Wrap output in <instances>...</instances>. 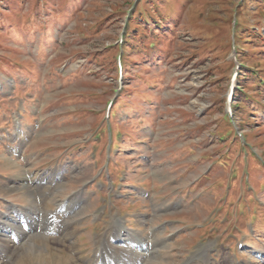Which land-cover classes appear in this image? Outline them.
Segmentation results:
<instances>
[{"label": "rangeland", "instance_id": "obj_1", "mask_svg": "<svg viewBox=\"0 0 264 264\" xmlns=\"http://www.w3.org/2000/svg\"><path fill=\"white\" fill-rule=\"evenodd\" d=\"M116 219L146 264H264V0H0V264H96Z\"/></svg>", "mask_w": 264, "mask_h": 264}, {"label": "bare ground", "instance_id": "obj_2", "mask_svg": "<svg viewBox=\"0 0 264 264\" xmlns=\"http://www.w3.org/2000/svg\"><path fill=\"white\" fill-rule=\"evenodd\" d=\"M47 217L48 216H46V218ZM46 218H41L40 219L38 217L37 218V222L35 221L36 219H32V220H28L27 223L29 222L28 224H31L32 221H35L32 224H37V223H40L41 221H43V219H44V222H45ZM44 222H41L39 225L44 224ZM119 224H120V220L119 219L112 220L111 226L115 227L116 229L113 232L112 236H110L111 238H109L108 241H103L102 239L99 240L98 244L100 245L101 242H102V244H101V248L99 249V251H98V249H97V251L95 250L96 251L95 252V256L97 258L96 259V264H138L140 262H141V264H146V262H150L151 259L154 258V256H152V255H153V253H155V249L157 247L155 249L153 247H152L153 249H147V252L152 250V252L149 254L150 256L147 253H143L142 250H138V249H142V248H137V249L133 250L132 249L133 247L131 248L130 245H128V243L135 242V241L134 240L133 241L132 240L128 241L126 238H124V232L121 229L118 228ZM7 230L11 231L10 235H11V233L13 231H15L17 233L15 235H17L16 236L18 238L17 241H19L18 244L19 245L21 244L23 246V248L27 247L28 249H31L34 252H38L39 251L38 247H37L36 238H38V237L39 238H44V235H39V233H38V234H35L33 236L29 232H25L24 230L17 231L13 227L8 228ZM6 232L7 231L5 230V233ZM112 240H114V242H116V244L120 245L121 249H120L119 252L115 251V248H117V247L114 246L111 243ZM123 242H125V243H123ZM0 244H2L5 247V245L3 243L0 242ZM121 244H122V246H121ZM152 245H154V244H152ZM149 246H151L150 243H149ZM105 249H106V252L104 253ZM117 250H118V248H117ZM4 251H5V249H4ZM39 256H43V255L39 254Z\"/></svg>", "mask_w": 264, "mask_h": 264}, {"label": "trees", "instance_id": "obj_3", "mask_svg": "<svg viewBox=\"0 0 264 264\" xmlns=\"http://www.w3.org/2000/svg\"><path fill=\"white\" fill-rule=\"evenodd\" d=\"M156 22H157V21H156ZM157 23H158V22H157ZM128 38H129V37H128ZM128 38H127V39H128Z\"/></svg>", "mask_w": 264, "mask_h": 264}]
</instances>
